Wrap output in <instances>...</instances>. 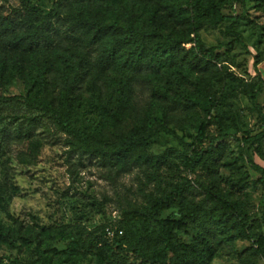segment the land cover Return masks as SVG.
<instances>
[{"label": "rangeland", "instance_id": "1", "mask_svg": "<svg viewBox=\"0 0 264 264\" xmlns=\"http://www.w3.org/2000/svg\"><path fill=\"white\" fill-rule=\"evenodd\" d=\"M56 2L0 0V6L10 10L25 3L39 13L48 14ZM99 5L110 11L108 22L111 25L125 27L127 18L131 16L142 30L159 28L160 42L170 34H178L181 28L175 23L176 19L168 16L166 24L158 27L156 20L150 21L154 10L143 3L99 0ZM222 14L239 17L234 30L242 35L246 47L238 44L229 47L236 38L227 29L231 21L183 29L184 34L190 33L191 37L197 31L205 47L214 49L219 55L218 68L228 67L230 75L226 91L217 81L204 86L205 93L213 95L208 103L210 114L196 106L194 111L185 113L176 123L169 124L165 120V98L179 97L183 101L187 90L194 89L197 82L195 75L188 74L187 64L172 60L170 55L162 57L158 71H149L146 77L143 76L150 85L145 94L133 88L127 93L121 121L109 117L107 109L111 105L108 99L117 88V79L122 80L124 71L125 74L129 72L128 77H133L129 69L123 71L117 65L112 70H104L99 66L92 70L86 82V93L74 108L78 126L88 127L89 133H101L102 136L107 132L117 134L139 129L149 143L147 157L152 163L118 172L123 163L111 170L97 162L82 160L71 152L67 135L56 129L50 119L43 117L36 127L31 130L25 127L19 134L17 127L21 121L18 118L36 115L37 111L23 104L0 103V184L4 185L6 178L9 180L6 196L2 195L0 187V222L11 236V240L0 239V264H39L38 245L52 264H116L115 254L124 257L125 253L118 251L115 242L130 237L139 222L148 218V198L157 195L160 189L169 191L172 185L187 182L199 191H189L188 198H204L199 186L220 192L250 219L248 227L252 226L257 234L264 233V187L259 182V175L242 162L239 153L241 137H253L264 131L250 96L254 85L264 80V0L225 4ZM59 31L60 50L54 52L53 60L57 69L68 70L66 59L78 51L83 55L91 51L86 43H77L79 34H75L73 29L66 26ZM192 46L188 44L185 49ZM164 50L167 49L163 47L162 52ZM20 54L23 52L0 51V60L5 57L11 64V55ZM33 73L27 69L24 74H17L15 82L2 89L3 95H25ZM170 74L174 76L171 78ZM135 78L141 79L136 75ZM196 98L204 103L203 95L200 97L196 93ZM139 101L142 105L138 104ZM258 103L264 110V89ZM139 106L144 109L139 111ZM201 125L206 126L208 137L227 135L226 149L215 168L205 163L188 168L184 163L187 157L192 156L195 147L202 144L197 143ZM248 156L264 167V138L248 149ZM176 211H167L160 218H170ZM150 222L154 224L152 220ZM100 236L105 244H96ZM176 236L191 240L190 235L184 232H178ZM90 239L95 240L90 247H70L73 241ZM254 244L253 239L229 231L213 243L214 255L206 264H264V260L256 256ZM126 264L145 263L129 254ZM167 264L189 263L171 257Z\"/></svg>", "mask_w": 264, "mask_h": 264}, {"label": "trees", "instance_id": "2", "mask_svg": "<svg viewBox=\"0 0 264 264\" xmlns=\"http://www.w3.org/2000/svg\"><path fill=\"white\" fill-rule=\"evenodd\" d=\"M130 1L154 8H151L154 11L150 21L156 20L158 27L166 24L167 16L176 19L175 23L181 27L178 34H170L164 42H160L159 28L142 30L136 26L131 16L127 18L125 27L111 25L108 22L110 11L99 5V0H57L48 14L39 13L25 3L10 10L0 6V51L23 52L17 56L11 55V64L5 57L0 60V103L23 104L37 111L36 115L18 118L21 121L17 127L19 134H22L25 127L27 130L33 129L38 125L39 119L46 117L53 122L56 129L67 135L68 147L82 160L85 158L97 162L111 170L123 163V166L117 169L118 172L131 171L143 164L152 163L147 157L149 143L139 129L120 131L117 134L107 132L103 136L101 133L95 135V132H88V127L78 126L74 108L86 93L85 85L92 70L99 66L104 70H112L119 65L123 71L129 69L133 77H128L129 72L125 74L124 71L122 80L117 79V88L108 99L111 106L107 112L111 119L121 121L127 93L133 88L145 94L150 85L143 76L146 77L149 71H158L162 66V57L166 55H170L172 60L187 64L188 74L195 75L197 82L193 85L194 89L187 90L183 101L179 97L172 100L165 98V120L169 124L176 123L182 120L185 113L194 111L196 106H201L207 114L211 113L208 103L213 99V95L205 93L204 86L217 81L222 83V89L226 91L230 75L228 67L218 68L219 55L214 49L205 47L197 31L194 37H191L190 33L184 34L183 29L188 26L201 28L206 23L217 25L219 22L231 21L227 29L236 38L229 47L232 48L235 44L246 47L242 35L234 30L239 23V17L222 14L225 4L233 5L241 0ZM160 12L162 14L159 16ZM66 26L73 29L75 34H79L76 37L77 43H86L91 53L83 55L80 51L76 52L72 58L65 60L68 70H59L53 57L60 47L59 30ZM188 44L193 46L186 50L185 46ZM163 47L167 49L164 52ZM174 67L177 71V66ZM27 69L34 73L26 85V94L4 96L2 89L11 86L17 74H24ZM173 74H170L171 78ZM135 75L141 79L135 78ZM263 89L264 80L254 85L250 96L264 126V110L258 103ZM196 93L200 94V97L204 96V103L200 98L194 99ZM141 101L139 105H142ZM143 109L140 106L138 108L139 111ZM205 128V125H201L198 132L197 143L202 144L196 146L192 156L184 161L188 168L198 167L201 163L215 168L226 149L227 135L208 137ZM263 138L264 131L253 137H241L239 153L242 162L259 175V182L264 187V167L248 156V149L254 147L257 142L260 143ZM6 179L4 185L0 184L4 196L9 189V180ZM199 187L204 194V198L200 200L187 197L189 191L199 192L188 182L172 185L169 191L160 189L157 195H151L146 212L148 218L139 222L130 237L116 240L118 251L125 253L124 257L115 254L116 264H126V256L129 254L135 255L145 264H167L171 257L189 264H206L214 255L213 243L229 231H235L240 237L253 239L256 256L264 260V233L257 234L252 226L248 227L250 219L240 213L237 205L228 201L223 194L208 187ZM173 209L177 211L172 213L170 218H160L161 214ZM178 232L190 235L191 240L178 238ZM0 239L11 240L1 222ZM94 243L95 240L91 239L83 242L73 241L70 247L84 249ZM97 243L105 244L102 236L96 240ZM124 245H127V248H124ZM36 252L39 264H52L39 245Z\"/></svg>", "mask_w": 264, "mask_h": 264}]
</instances>
